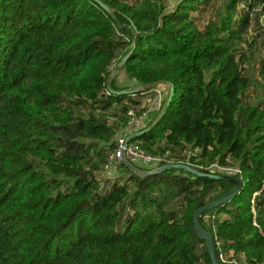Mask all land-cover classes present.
<instances>
[{
  "label": "trees",
  "instance_id": "obj_1",
  "mask_svg": "<svg viewBox=\"0 0 264 264\" xmlns=\"http://www.w3.org/2000/svg\"><path fill=\"white\" fill-rule=\"evenodd\" d=\"M100 1L109 10L0 0V264H213L193 215L233 182L175 168L141 175L125 161L115 180L98 177L143 96L112 79L115 60L144 89L171 87L133 138L146 152L241 170V191L200 220L218 255L264 264V94L250 92L264 88V59L247 38L264 0H226L203 29L193 13L210 0Z\"/></svg>",
  "mask_w": 264,
  "mask_h": 264
},
{
  "label": "built area",
  "instance_id": "obj_2",
  "mask_svg": "<svg viewBox=\"0 0 264 264\" xmlns=\"http://www.w3.org/2000/svg\"><path fill=\"white\" fill-rule=\"evenodd\" d=\"M243 7L239 9L246 8L249 10V7L246 2L241 1ZM240 2V3H241ZM251 3L252 0H249ZM239 3V4H240ZM256 12H260L259 15L252 20L251 27L247 38L249 41H252L254 37L257 38L258 45L261 50L262 58L264 59V3L257 4L254 9ZM117 61L115 60L111 66L110 71L113 73V68L116 65ZM259 67V66H258ZM262 80V78H260ZM141 94L143 95L140 98V104L136 107H131L128 112V121L127 124L119 131L115 137V148L112 151L108 152L107 162L102 170L103 173L107 175H112L120 167V164L126 158L133 165H141L142 167L148 168L150 170L158 168L168 163H186L192 167H200L195 162L189 161L190 154H188L187 160H182L176 157H169L170 151L167 150L164 154L153 155L144 150L139 141L134 140V136L147 128L152 119V113L159 112L165 106L166 100H168L171 87L167 83H158L149 90L140 87ZM109 93V91H107ZM199 153V148H197L193 155ZM219 164V163H218ZM212 163L209 166H205L204 169L209 170L211 173L218 174H233L240 173L241 170L238 167H232L230 165H218ZM232 174V175H233ZM209 219V216L206 217V220ZM220 244V242H219ZM231 254V255H227ZM235 252L230 250L229 252H221L219 257L220 259L229 264H241L237 257L234 258ZM241 259L245 260L244 253L241 254Z\"/></svg>",
  "mask_w": 264,
  "mask_h": 264
},
{
  "label": "water",
  "instance_id": "obj_3",
  "mask_svg": "<svg viewBox=\"0 0 264 264\" xmlns=\"http://www.w3.org/2000/svg\"><path fill=\"white\" fill-rule=\"evenodd\" d=\"M98 1L105 9L109 10V7L106 4H104L100 0H98ZM127 57L128 56H126L124 58L123 63L125 62ZM128 92L129 91H127V90L123 91V93H128ZM124 161L127 164L131 165L133 170L136 171L137 173L141 174V175L158 174V173H161L167 169L175 168V169H184V170H186L192 174L198 175V176H208L210 178L228 180V181L233 182L236 185V187L232 191L227 193L226 195H224V196H222L216 200L210 201L207 204L196 209L194 212V215H193L195 231H196L197 235L199 236V238H201L202 240H204L206 242V246H207L209 253L211 255V259H212L213 264H221L220 257H219L218 252H217V247L215 245L214 237H213L212 233L206 227L203 226L200 218L204 212H206L208 210H212L214 208H217V207L225 204L230 199H232V197H234L237 193H239L242 189V186H243L242 180L235 177L232 174H214V173L202 172V171H200V170H198V169H196V168H194V167H192L186 163H168V164H165V165L160 166L158 168H155V169H152L149 171H144V170L137 169L126 158L124 159Z\"/></svg>",
  "mask_w": 264,
  "mask_h": 264
},
{
  "label": "rangeland",
  "instance_id": "obj_4",
  "mask_svg": "<svg viewBox=\"0 0 264 264\" xmlns=\"http://www.w3.org/2000/svg\"><path fill=\"white\" fill-rule=\"evenodd\" d=\"M180 0H162V2L167 6V9H171L172 7H174L177 2ZM226 0H210L209 3H205L202 5V7L200 8L199 12H195L193 13V16L196 19L197 24L199 25L200 28H204L208 21L211 19H217L218 18V14L219 12L222 10V6L224 4ZM239 7H243L242 2L239 4ZM261 52V50H260ZM119 63H116V65L113 68V73L112 75V79L115 78L116 79V83L119 87H126L128 88L127 90H135L138 88H140V86L136 83L135 80L130 79L128 77V75L125 73L124 70H119ZM253 72L254 76H257L259 70L258 67L252 68L251 69ZM263 78V77H262ZM110 82V81H109ZM260 89V90H259ZM258 90H255L254 88H252L250 90V92L255 96L257 95V93L259 92L260 95L264 94V88H259ZM264 96V95H263ZM163 109V108H162ZM155 113V112H154ZM153 114V113H152ZM218 164V163H217ZM220 165V164H218ZM139 167H142L141 165H137ZM237 167V166H232ZM123 169H119V171L114 172L112 175H107L106 173H103L102 171L99 173L98 177L102 179L103 183H106L109 180H115L116 177H118V175L122 174ZM231 174H233L232 172H230ZM109 178V179H108ZM126 177L124 178L125 181ZM132 188H134V183L132 182ZM179 198L175 199L174 201H177V203H179ZM130 206L127 205V207L124 208V217H126L129 212L131 211ZM123 223V220L122 222ZM227 255H231V254H227ZM236 257V254L234 255V258Z\"/></svg>",
  "mask_w": 264,
  "mask_h": 264
}]
</instances>
